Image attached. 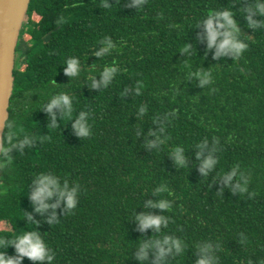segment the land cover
<instances>
[{
    "label": "trees",
    "instance_id": "obj_1",
    "mask_svg": "<svg viewBox=\"0 0 264 264\" xmlns=\"http://www.w3.org/2000/svg\"><path fill=\"white\" fill-rule=\"evenodd\" d=\"M105 2L110 7L104 0L30 1L6 125L13 122L22 129L20 138L27 134L35 142L23 153L14 149L12 163L0 168V239L38 230L55 254L52 264H142L139 246L166 235L184 244L166 264H196L205 244L212 245L217 264H264V16L253 15L259 28L246 19L257 0H145L139 7L133 0ZM223 10L234 13L249 46L239 57L214 59L202 21ZM106 37L116 48L96 57ZM71 57L80 59L78 78L65 75ZM112 63L120 69L112 84L91 87L90 77L99 82L102 68ZM196 72H211L213 79L201 86ZM60 92L73 97V120L55 109L58 126L50 127L44 108ZM141 106L147 108L143 116ZM80 111L89 113L88 138L72 128ZM158 138L164 143L150 147ZM177 146L185 150L183 167L171 156ZM209 155L218 164L205 177L199 168ZM237 165L248 180L244 193L234 189L237 178L231 185L223 179ZM41 172L80 186L77 208L61 203L51 224L52 210L40 215L29 199ZM161 185L171 195L155 194ZM161 198L171 201V210L147 207ZM139 213L163 214L169 224L160 233L141 232ZM0 252L16 254L12 246ZM155 252L150 249L143 264H156ZM22 264L33 262L24 258Z\"/></svg>",
    "mask_w": 264,
    "mask_h": 264
},
{
    "label": "clouds",
    "instance_id": "obj_2",
    "mask_svg": "<svg viewBox=\"0 0 264 264\" xmlns=\"http://www.w3.org/2000/svg\"><path fill=\"white\" fill-rule=\"evenodd\" d=\"M145 0H133L132 6H142ZM104 8L110 7L104 0ZM249 14L246 19L248 25L251 28H259L261 22L253 19V15L264 16V0H257L255 4V10L253 7H249L246 10ZM204 28V38L207 41L208 50L215 49L214 59H218L221 56L232 55L234 57L241 56L248 48V44L241 39L238 22L234 17V13L230 10L212 11L202 21ZM104 46L94 53L96 57H101L105 54L110 55L113 49L116 48L115 43L110 37H106L100 41ZM190 45H186L183 49L184 52H188ZM67 67L64 68L65 75L70 78H78L81 74L82 66L78 57L68 58L65 63ZM119 68L115 63L105 65L100 71L101 80L97 82L95 76L90 77L91 87L103 89L109 87L112 84L114 78L119 72ZM196 77L200 79L201 86L208 85L213 77L211 72H196ZM136 94H140V87L136 88ZM55 109H59L62 113V118H68L73 120L72 115L74 112L73 97L66 92H60L52 95L44 110L51 115L52 124L50 127H57V117ZM141 116L147 112V108L141 106L139 109ZM6 127L9 129L7 133V146L0 148V168L7 167L12 163L10 153L14 149H18L23 153L26 145L31 146L35 140L32 136L25 134L23 138H20V131L13 122H9ZM72 128L78 137L88 138L92 135V128L89 123V113L86 111H80L75 117L72 123ZM163 131V129H162ZM154 134V133H153ZM164 141L160 138L156 142L151 143L149 146L155 148L157 144H163ZM207 140L198 145L201 149L197 153L199 159L203 156V148L207 146ZM215 150V149H214ZM184 148L177 146L171 153L176 165L183 167L186 165V157L184 155ZM218 164V160L212 155L202 159L199 171L205 177L210 172L214 171ZM236 179L234 189L240 193L247 192L248 180L241 172L240 167L237 165L232 168L229 173L223 175V179L226 185H231L232 181ZM34 188L29 194V199L33 204L34 211L40 215H44L51 209V214L47 217L48 222L51 224L57 220L56 209L61 203L64 204L66 209L74 210L79 203V191L80 186H71L65 179L61 183V177L51 172L38 173L33 180ZM155 194L171 193L168 191L166 185H161L155 189ZM55 200L54 203L50 201ZM148 208H156L161 212L171 210L172 203L170 200L161 198L157 201H149ZM29 219H33L30 214H26ZM135 220L139 225L141 232L148 229H154L157 233L161 232V227L167 228L169 224V218L163 214H145L139 213L135 216ZM38 223V222H37ZM12 246L15 249V255L9 256L6 252H0V264H22L24 258H28L33 264H52L55 260V254L49 248L47 242L38 230L23 231L14 235L11 239H0V247ZM150 249H155V261L156 264H166V257L168 254L175 250L176 253L181 254L184 251L183 242L172 236H163L162 239H156L149 242H143L139 246L137 252V259L143 262L148 259V252ZM201 257L197 260L196 264H217V258L212 255L213 248L211 244H205L200 246Z\"/></svg>",
    "mask_w": 264,
    "mask_h": 264
},
{
    "label": "water",
    "instance_id": "obj_3",
    "mask_svg": "<svg viewBox=\"0 0 264 264\" xmlns=\"http://www.w3.org/2000/svg\"><path fill=\"white\" fill-rule=\"evenodd\" d=\"M31 0H0V148L14 85L16 46Z\"/></svg>",
    "mask_w": 264,
    "mask_h": 264
},
{
    "label": "rangeland",
    "instance_id": "obj_4",
    "mask_svg": "<svg viewBox=\"0 0 264 264\" xmlns=\"http://www.w3.org/2000/svg\"><path fill=\"white\" fill-rule=\"evenodd\" d=\"M20 57V56H19Z\"/></svg>",
    "mask_w": 264,
    "mask_h": 264
}]
</instances>
